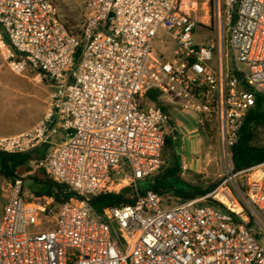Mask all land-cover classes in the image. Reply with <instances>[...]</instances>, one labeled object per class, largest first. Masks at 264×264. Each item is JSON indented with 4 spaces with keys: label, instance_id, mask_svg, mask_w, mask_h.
Masks as SVG:
<instances>
[{
    "label": "built area",
    "instance_id": "1",
    "mask_svg": "<svg viewBox=\"0 0 264 264\" xmlns=\"http://www.w3.org/2000/svg\"><path fill=\"white\" fill-rule=\"evenodd\" d=\"M53 2L0 0L2 61L49 88L43 117L0 137V154L50 146L35 166L70 198L55 204L26 193L20 178L5 181L0 264H264V161L237 172L232 164L242 123L264 99V0H216L215 41L203 45L195 0H83L79 34L56 19ZM159 32L175 45L168 60L152 49ZM149 90L196 128L214 127L224 174L210 192L163 207L160 194L137 188L162 166L169 127L142 105ZM125 186L134 199L109 209L114 238L90 199ZM41 224L45 232L31 231Z\"/></svg>",
    "mask_w": 264,
    "mask_h": 264
},
{
    "label": "rangeland",
    "instance_id": "2",
    "mask_svg": "<svg viewBox=\"0 0 264 264\" xmlns=\"http://www.w3.org/2000/svg\"><path fill=\"white\" fill-rule=\"evenodd\" d=\"M195 1L198 9L195 14L197 28L194 31V42L198 45L214 42L217 25L216 0ZM55 7L56 18L68 26L67 28L71 31L78 28L86 14L83 0H56ZM152 49L156 56L168 60L172 57L175 45L170 39L166 38L163 32H159L153 40ZM48 91V84L39 80L35 74L26 76L12 74L0 57V136H12L23 132L41 119L46 111ZM206 133V140L201 144L200 142H194L195 140L191 142L196 149L208 151V158L204 162L207 164L206 173L205 175H199L202 177L201 185L203 187L219 181L222 174H224V162L219 157L214 127H207ZM254 143L256 146L264 147V127L256 130ZM189 144H187L188 147H190ZM184 149L183 146L181 157L184 156ZM162 160V166L152 177L160 176L166 167L172 165L173 158L170 150L162 152ZM203 160L204 158L201 157V161ZM33 169L34 164H30L28 168L17 175L21 179L24 191L37 196L39 193H45V188L36 184L34 180L28 179L32 175L23 176L25 171ZM113 177L120 179L119 183L124 184L123 175L116 173L113 174ZM182 178L189 183L193 181L192 175L188 172L182 175ZM136 186L140 191L148 189V179L137 181ZM3 195L5 196L4 192ZM160 199L163 207L174 206L181 202L177 197L167 193H160ZM47 227L41 224L32 228L31 231L40 234L45 232Z\"/></svg>",
    "mask_w": 264,
    "mask_h": 264
},
{
    "label": "trees",
    "instance_id": "3",
    "mask_svg": "<svg viewBox=\"0 0 264 264\" xmlns=\"http://www.w3.org/2000/svg\"><path fill=\"white\" fill-rule=\"evenodd\" d=\"M55 1L56 0L53 2L54 7ZM64 26L66 28L68 27L66 25ZM68 30L71 33L79 34L78 28L74 31H71L70 29ZM79 52L80 48L77 49L75 56H77ZM142 105L145 107L152 105L165 114L168 107L160 102L158 99V93L154 90H149L144 94ZM260 127H264V99L257 96L254 106L250 109L242 123L238 142L232 148V164L234 172L247 169L250 166L264 161V147L256 146L254 143L256 130ZM206 130L207 128L205 129V133ZM169 150L171 151L173 158L172 165L166 167L160 176L148 178V189L157 192L158 194H171L177 197L180 201H186L191 200L196 196L204 195L214 188L218 181L203 187L201 185L202 177L199 175H192L195 183H189L182 178L177 158L178 155L176 154L174 146L169 138L165 136L162 152ZM30 160V154H0L1 176L6 179L15 177L17 169L24 167ZM40 185L45 188V193H39L37 196L47 195L53 199L55 204H62L70 198V193L64 192L61 185L52 182L50 179L41 180ZM133 199L134 192L132 191V188L130 186H125L122 187L118 193H105L92 197L90 199V206L94 214L108 224L113 237L118 238L116 224L109 214V209L121 205L132 204Z\"/></svg>",
    "mask_w": 264,
    "mask_h": 264
},
{
    "label": "crops",
    "instance_id": "4",
    "mask_svg": "<svg viewBox=\"0 0 264 264\" xmlns=\"http://www.w3.org/2000/svg\"><path fill=\"white\" fill-rule=\"evenodd\" d=\"M166 115L168 116L169 119V127L166 136L173 144L176 154L179 156L178 157L179 166L181 164H185L188 168L187 170L188 174L205 175L206 173L205 168L207 167V164L204 162L208 158L207 157L208 151H203L202 149L199 148L196 149L195 146L191 143L193 140H195L194 142H200V144L204 142L206 140L205 131L195 127L193 116L182 113L177 109H174L172 107H167ZM0 137H5V136H0ZM63 138L64 136L59 134L54 139V142L59 143ZM187 144H189L190 147H188ZM183 146L185 147L183 152L184 156L181 157ZM49 149L50 146L48 145L39 146L33 153L30 154L31 160L24 167H20L17 169V171L15 172V177L20 178L17 174L19 172H22L25 168H28L30 164H34V169L25 171L23 176L28 174L32 175L28 179L34 180L35 183L38 185H40L41 180L48 179V177L44 174V172L41 169L36 168L35 163L39 159L44 157V155L48 152ZM201 157L204 158L203 161H201ZM13 179L14 177L10 179H6L0 174V217L3 213V208L8 198L7 192L3 190L4 182ZM190 183H195L194 179ZM3 192L5 193L6 197L3 195Z\"/></svg>",
    "mask_w": 264,
    "mask_h": 264
}]
</instances>
